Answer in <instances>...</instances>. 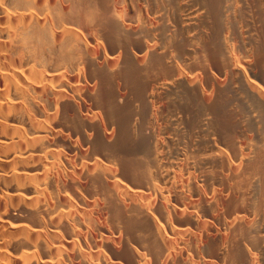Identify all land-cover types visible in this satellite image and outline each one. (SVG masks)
<instances>
[{
	"label": "bare ground",
	"instance_id": "obj_1",
	"mask_svg": "<svg viewBox=\"0 0 264 264\" xmlns=\"http://www.w3.org/2000/svg\"><path fill=\"white\" fill-rule=\"evenodd\" d=\"M0 264H264V0H0Z\"/></svg>",
	"mask_w": 264,
	"mask_h": 264
}]
</instances>
